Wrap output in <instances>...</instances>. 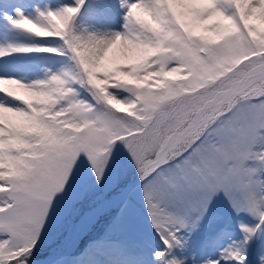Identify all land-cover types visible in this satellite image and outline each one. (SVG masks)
<instances>
[{"label": "snow or ice", "instance_id": "obj_1", "mask_svg": "<svg viewBox=\"0 0 264 264\" xmlns=\"http://www.w3.org/2000/svg\"><path fill=\"white\" fill-rule=\"evenodd\" d=\"M33 53L56 66L30 77ZM219 194L240 236L198 260ZM50 240L44 264H247L264 245V0H0V264Z\"/></svg>", "mask_w": 264, "mask_h": 264}, {"label": "rangeland", "instance_id": "obj_2", "mask_svg": "<svg viewBox=\"0 0 264 264\" xmlns=\"http://www.w3.org/2000/svg\"><path fill=\"white\" fill-rule=\"evenodd\" d=\"M54 59L52 54L33 53L26 57L18 58V62L26 63L32 68L33 71L29 73V76L32 77L39 74L38 70L42 65H52L55 67L56 65L53 63ZM243 218L247 219V217ZM105 219L102 218L94 231L89 233V235L95 234L98 227H102ZM237 219L238 217L233 215L223 195H217L210 205L209 212L201 224L200 230L192 238V250L195 251L198 260H202L205 257L215 258L219 254V250L230 239H235L240 236L236 223ZM137 232L145 236L150 243L154 244L156 242L155 237L151 235L147 221L143 218V207L139 203L137 205ZM51 243L52 241L50 240L48 244L45 243L36 250L33 257L34 262L47 257L49 244ZM260 255H264V245L260 241L253 242L248 250L247 264H259L258 257Z\"/></svg>", "mask_w": 264, "mask_h": 264}, {"label": "trees", "instance_id": "obj_3", "mask_svg": "<svg viewBox=\"0 0 264 264\" xmlns=\"http://www.w3.org/2000/svg\"><path fill=\"white\" fill-rule=\"evenodd\" d=\"M124 155H125V154H124ZM101 230H102V227H98V229L96 230L95 234H98L99 231H101ZM95 234H90L89 236H86V237H85V240L88 239V238H90V236L95 235ZM41 255H42V254H41ZM44 255H45V254H44ZM35 257H38V256H35Z\"/></svg>", "mask_w": 264, "mask_h": 264}, {"label": "bare ground", "instance_id": "obj_4", "mask_svg": "<svg viewBox=\"0 0 264 264\" xmlns=\"http://www.w3.org/2000/svg\"><path fill=\"white\" fill-rule=\"evenodd\" d=\"M33 264H44V261L38 260V261H35Z\"/></svg>", "mask_w": 264, "mask_h": 264}, {"label": "water", "instance_id": "obj_5", "mask_svg": "<svg viewBox=\"0 0 264 264\" xmlns=\"http://www.w3.org/2000/svg\"><path fill=\"white\" fill-rule=\"evenodd\" d=\"M46 258H47V257L43 258L42 260L44 261ZM33 263H34V261H33Z\"/></svg>", "mask_w": 264, "mask_h": 264}]
</instances>
